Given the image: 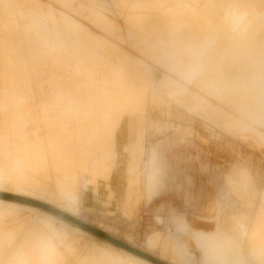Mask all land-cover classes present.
<instances>
[{
    "label": "rangeland",
    "instance_id": "rangeland-1",
    "mask_svg": "<svg viewBox=\"0 0 264 264\" xmlns=\"http://www.w3.org/2000/svg\"><path fill=\"white\" fill-rule=\"evenodd\" d=\"M154 5L156 7H154ZM177 5L181 6L178 7ZM155 15H158V17L162 15V18L159 17L160 20L157 19V16L155 17V20L158 22L160 21L162 23L163 20V27L160 24L162 29V32L159 33L160 36L151 29L150 25L149 28L148 26H145L146 21H149V19L151 20ZM200 33H203L204 35L199 37ZM192 38L197 40L194 41ZM199 38H202L203 40H199ZM15 41H18L17 44ZM243 45L245 46L243 47ZM10 46H14L15 48H10ZM16 46H20L21 49ZM76 47H78V49ZM180 47L183 48L181 52L178 51V48L179 50L181 49ZM195 47H197V49ZM175 48L177 49L175 50ZM194 48L196 51H194ZM223 48L228 49L223 50ZM192 49L195 54H197L194 56H189L188 54L187 56V53L191 52ZM232 49L233 52H231ZM14 50H17L16 53H14ZM200 50L204 51L201 52ZM209 50L212 52L209 53ZM206 51L207 53H204V55L203 52ZM29 52L32 54L30 55ZM215 52H217L216 55ZM23 53L25 54L24 56H22ZM36 54L37 56H35ZM207 54H212L211 57L215 55L214 58L217 56L219 63L216 62L217 58L212 59ZM76 55L79 58L76 57ZM88 55L90 56L88 57ZM82 56H84V59H82ZM182 56H184V58ZM197 56L201 59L203 58L202 60L204 64L202 63V65L206 68L204 69L200 66L201 69H204V71L202 70L203 72L200 71L201 69H198L199 66L197 67L195 61ZM178 57L180 58L178 59ZM192 57L194 60H192ZM242 58H244V60ZM251 59H254V62ZM214 60L216 61L214 62ZM36 61H44L45 65L41 66V62L36 65ZM168 61L171 63L167 64L166 62ZM220 61H224L221 66L219 65L221 64ZM44 62L42 63L44 64ZM66 62H68V64ZM179 62L180 66L177 64ZM27 63L28 65H26ZM172 63L174 65H171ZM195 63L196 65H194ZM213 63H216L215 66ZM22 64L24 67L21 66ZM35 66L38 67V70L40 69L39 67H41V69L35 71L34 68L37 69ZM42 67H44V69H42ZM107 67L108 70H106ZM177 67H180L179 70ZM195 67H197V69H195ZM182 68L183 70L181 71ZM58 70L60 71L59 74H57L59 72ZM47 71L50 72V74H48ZM25 72H27V75H25ZM33 72L34 74L38 72L39 75L37 73V77L36 75L32 76L34 75ZM44 72L45 74H43ZM196 72L197 76L195 77ZM263 72L264 0H0V79H3V81L0 80V131H2L0 132V136H3L0 138H3L2 140H4H0V142L2 141V144H0V163H2V165L0 164V166L7 167V171L5 170L6 172L0 167V201L10 202L17 205L22 204L21 206L26 207L31 206V208L40 211L39 213H29L27 211L24 212L23 210L14 211V209H10L5 212L0 208V250L2 251H0V256L2 255L0 257V264H10V262L11 264H33L34 256L40 257L43 262H48L47 264H54L53 261H49V258H51L50 252H55V250L57 251L58 249H64V251L58 250V253L55 252L60 258L62 264H77L78 262V264H83L85 261H88V259V262L91 261L93 264H138L129 261L127 256L120 250L128 252L150 264H174V262L180 263L182 260L189 264H264ZM205 73L208 77L205 76ZM198 74L205 78L200 77ZM57 75L59 78H57ZM61 75L64 76L63 80ZM25 76L29 77L26 78ZM197 77L200 81L196 80ZM4 78L8 80H5V82ZM202 78L205 79V81L208 79L206 83L209 82V86H207L208 84L206 85ZM12 80L13 82L11 83ZM31 80L35 81L33 82ZM16 81L17 83H15ZM18 81H21L22 83ZM51 82L53 85L56 84L57 86L55 85L54 87ZM199 82L200 84L198 86L194 84H198ZM250 82L253 84H249ZM59 84L67 90L65 88L61 89ZM1 85L3 87L7 86L3 88ZM171 85L174 88H169ZM233 85L236 86L238 90L236 87L234 89ZM175 86L178 88H175ZM11 87H17L20 89L18 90L16 88L17 90L15 89L16 91H13L17 95L12 93L13 89ZM23 87L25 89H23ZM73 87H75V90H73ZM241 88L244 89V91H240ZM246 89H248V93H245ZM21 90H24L25 92ZM230 90L239 100L243 92L246 94L245 99L242 101L244 104L243 109L242 106H234L232 103L228 102L229 106L226 101L222 100L228 93H230ZM254 90L255 92H253ZM36 93H38L39 96L36 95ZM44 93H47V96ZM53 93L57 96L54 95L52 97L51 95H53ZM76 94L79 96L75 97ZM20 95L22 96L20 97ZM34 95L40 98H36ZM68 95L70 96V101ZM7 96L10 97V99L7 98ZM16 96L17 100L20 99V101L16 100L17 102L14 103L16 105H22H17V108L13 103ZM13 97L15 98L14 100ZM64 97H66V99H64ZM2 98H4L6 102ZM94 98L96 100L95 102L93 101ZM31 99H34L35 101H33L35 103H31ZM75 99H77V102L74 101ZM78 99L80 100L79 102ZM64 100L65 102L67 100V102L65 103ZM246 100L247 103H244ZM87 101L92 102L89 104L90 102L88 103ZM258 101L262 102L259 106L255 104ZM93 103H95L94 107L92 106ZM26 104L27 106H25ZM32 104L34 106H32ZM44 104H47L46 107ZM62 104L64 105V108ZM71 104L73 107L70 106ZM66 105H69L71 109ZM247 105H250L249 107L251 108V111L248 110ZM12 106L13 108L15 107L16 110L15 108L13 109ZM23 106L24 108H21ZM59 106L63 108V111ZM77 106H80V109L81 107H84V109L82 108V111L80 109L78 110V108H76ZM67 108H69V110ZM107 109L112 111V113L108 112ZM252 109L254 113L252 112ZM2 110L6 111L5 114ZM17 110L18 112H16ZM19 110L23 113H20ZM45 111L48 113H45ZM67 111H69V113ZM70 111L72 112L70 113ZM14 112L16 113L15 115H13ZM76 112H78L77 114L80 113V117ZM8 113L9 115H6ZM24 113L26 114V118ZM35 113L39 117H37L39 121L35 118ZM39 113L41 114V117L38 115ZM43 113L44 115H48L46 117L43 115V117ZM61 113H63V115ZM93 113L95 114L94 116ZM96 113L100 114V116ZM102 113H104L105 116L107 115L106 119L111 122L107 121L105 118L102 119V116L105 117ZM17 114L19 116H17ZM68 114H70L71 117ZM1 115H3V117ZM10 115L11 117H9ZM59 115L61 119L56 118ZM97 115L98 117H96ZM76 116L79 121L75 120L77 119ZM17 117H19V119H17ZM84 117L87 119L85 120ZM153 117L156 121L159 120L165 124L166 129L162 130L160 133H153L151 128ZM55 118L59 121H55ZM71 118H73V121ZM79 118H82L81 122L83 123L80 122ZM88 118L94 120L89 121ZM41 119H44L45 122L43 120L40 122ZM52 119H54V121ZM95 119L98 123H96L97 121ZM16 120L18 121L17 123ZM33 120L38 122H34ZM13 121H15L14 124L9 123ZM63 121L65 123L68 122L66 124L68 129L65 128V123ZM75 121H77L76 125ZM105 121L107 123H105ZM25 122L27 124H24ZM88 122L92 125V130L95 128L94 132H91ZM101 122L104 123L101 124ZM72 123H74V127L76 126L77 128L81 127V129H84L81 130L78 128L75 130L76 127L74 128ZM18 124H20V126H18ZM115 124L117 126H115ZM23 125L28 128L24 129L23 127V131H26L27 133H21L22 130L17 133L16 130L22 129L21 127ZM86 125L89 126L88 128H90V130L86 128ZM116 127L117 129H115ZM127 128H132L133 132L128 134V145L126 144L123 149H121L117 143V137L120 131L124 132ZM59 129L60 134L58 133ZM4 130L5 132H3ZM13 130H15L16 133L15 131L13 132ZM34 130L36 133H34ZM61 131L63 132L61 133ZM32 132L34 133L33 135H31ZM1 133L4 134L2 135ZM53 133H58L62 141L59 140L60 138L57 134L53 135ZM76 133H81L80 135L78 134L80 137H78ZM82 133L85 135L87 134V136ZM181 133H183L182 142L196 138L205 148H207V150L216 148L220 153V156L216 169L217 178L211 186L213 192L208 195V200L206 205H204L203 210L196 215H186L185 217L179 215L178 217H173L170 215L173 214V212L170 211H165L163 209L157 210L155 207L150 209L145 208L146 203L147 205L151 204L154 196H158L155 194L154 189L148 191V176L152 178L153 174L148 170L147 163L151 153L155 152L156 158L154 161V170L158 174L156 182L157 187H162L163 180L160 169L161 157L157 152V145L154 144L167 141L168 143L165 147L167 155L170 141L172 139L175 140L177 137L178 141H181ZM11 134H16V138L10 136ZM23 134L24 137L21 138L20 136H23ZM63 134L66 135L64 136ZM36 135L38 136L36 137ZM18 136L21 139H25V141L18 138ZM29 138H31L30 141ZM69 138H73L74 141L73 139L71 141ZM12 139L16 141L15 144L13 143L14 145L11 144L14 142ZM9 141H11L9 143L11 146L8 145ZM55 142L59 144L56 145ZM16 144L20 146H29L27 154L30 152L28 155L31 157V159L29 158L31 163L38 164L37 162H39V160L35 161L38 155L33 151V148H37V150H40V154L44 152V155H48L52 160H55L52 161L49 159L50 162L55 163L57 161L56 164H60L59 167L61 168V171L57 174V171L54 172V170H52V174L50 170L48 172L50 176L47 172L40 174V172L34 171L35 175L31 172L33 170L28 171L22 163L15 160L16 154H11L14 152H9V149L11 150L12 148L13 150ZM62 144V149L58 148L59 146H62ZM17 145L15 147H17ZM113 145L114 147H112ZM3 146H5V149L7 147L9 149L7 148L6 151ZM67 148L68 150L71 148V151L66 150ZM46 149H50L51 152ZM56 150H58V153L63 154H61V158L60 154L55 152ZM59 150H62L63 152H59ZM66 151L67 153H65ZM72 151H75V154L74 152L72 153ZM2 153L5 154L3 157ZM64 154L73 155L69 156L71 159L66 155V159L64 158ZM88 154H90L93 159H91ZM6 155H8L7 157L10 160L8 158V161L5 160ZM95 155L96 157H94ZM99 155H101V157H99ZM63 158L66 164L73 161L75 162L77 169L81 168V170L75 169V164L73 163L74 166H72V171H76V174H73L74 177L68 175L66 170H69V168L67 169V166L65 167L66 164H64L65 162L63 161ZM79 159L83 161L81 167H79V165L82 161H79ZM102 161L106 163L105 167L103 165L104 162ZM62 162L64 165H62ZM90 162L97 165H91ZM112 163L115 167L110 166ZM61 166H64L65 168H62ZM8 167L10 168L8 169ZM95 167L97 168L96 170L93 169ZM111 168L114 169L110 171ZM92 171L94 173H92ZM116 171L118 174L120 171V174L124 175L123 180L126 181L125 187L118 188V190L117 187H114L115 185L113 182L115 175H117ZM22 173L24 174L22 175ZM29 173L30 175L28 176ZM90 173L92 175H90ZM26 174L27 176L24 177ZM18 175L21 179L18 178ZM79 178H82L85 182L87 181L91 184L89 183L90 185L88 184L87 186L79 185L77 183ZM93 178L95 179L93 181L95 185H92ZM108 179H110V181ZM39 185L41 187L38 189ZM24 189L25 192L29 191L30 194H35V200L30 201L28 196L22 194L21 192H23ZM110 191H114L115 194L111 196V198H108ZM124 191L125 194L122 195ZM16 192L20 193L17 194ZM41 197L47 202L49 201L51 206L40 203L42 200ZM52 210L81 224H85L107 236L109 235L90 225L99 229L102 228L103 230L107 229L112 231V229H114L113 232L116 230V232L119 233H117V235L121 240L111 236L109 237L125 244L126 247L123 248L111 243L105 238L87 231L76 224V222H72L55 214ZM67 214L71 216L73 215V217L78 219ZM49 216L52 218H49ZM11 220L15 221V223L13 221L11 222ZM82 220L87 223H84ZM19 221H21L20 224L18 223ZM11 223L12 225L9 226ZM127 223H135V233L127 231V225H125ZM14 224L16 226H14ZM18 224L20 225V228L22 226V230L26 231V236L23 233L24 231L19 228ZM215 227L222 229V231H220L222 237L225 233L232 234L233 236L235 235V232L242 233L244 239L241 247L233 243L231 240L221 241V243L204 244L200 237H197L199 240L197 245L196 241L193 240V237L191 238L190 236L192 235L190 233L192 230L213 232L216 229ZM74 228L80 229L84 234L75 231ZM44 229L46 230L43 231ZM20 234L24 237H20ZM39 235L46 238H41ZM30 239L34 240L31 244L33 248H31V252H36V255L31 252L27 253L28 251L25 249L26 247L23 248L24 245L28 244L27 241L30 243ZM46 239L51 241V243ZM127 240L130 241L132 245L127 244ZM21 242L23 245L22 247H20ZM4 244L5 247H2ZM50 244H52L53 248H50ZM14 245H17L16 248ZM21 248L23 249L21 250ZM49 248L50 250H48ZM204 248L208 249L207 253L204 251ZM146 251L152 252L158 257L162 254L165 261L149 255ZM66 252L68 257L66 256ZM260 253L262 257L257 255ZM30 254L32 255V259ZM25 258L27 259L26 261ZM121 258L123 260H121ZM103 259L104 261H102Z\"/></svg>",
    "mask_w": 264,
    "mask_h": 264
},
{
    "label": "bare ground",
    "instance_id": "bare-ground-1",
    "mask_svg": "<svg viewBox=\"0 0 264 264\" xmlns=\"http://www.w3.org/2000/svg\"><path fill=\"white\" fill-rule=\"evenodd\" d=\"M255 1H256V0H255ZM246 4H247V3H246ZM254 4H255V3H254ZM243 5H244V4H243ZM177 6H178V5H177ZM180 6H181V5H180ZM180 6H178V7H180ZM154 7H156V6L154 5ZM151 8H152V7H151ZM176 8H177V7H176ZM156 9H157V8H156ZM183 11H184V10H183ZM156 16H157V19L160 20L159 17H161L162 15H160L159 17H158V15H155L154 17L151 18V20L149 19V21H146V25H145V26H148V28H149V25H150L151 29L154 30L158 36H160L159 33L162 32V29H161V27H160V24H161V25L163 24V20H162V23H161L160 21L158 22L157 20H155V19H156V18H155ZM161 18H162V17H161ZM183 19H184V18H183ZM185 22H186V21H185ZM188 22H189V21H188ZM191 22H192V21H191ZM174 23H175V22H174ZM180 23H181V22H180ZM192 23H193V22H192ZM138 24H139V23H138ZM139 26H140V25H139ZM180 26H181V25H180ZM180 26H179V27H180ZM159 27H160V28H159ZM162 27H163V25H162ZM184 27H185V26H184ZM177 30H178V29H177ZM198 30H199V29H198ZM148 31H149V30H148ZM154 31H153V32H154ZM183 31H184V30H183ZM183 31H182V32H183ZM193 32H195V31H193ZM193 32H192V33H193ZM151 33H152V32H151ZM5 34H6V33H5ZM154 34H155V33H154ZM192 35H193V34H192ZM194 35H195V33H194ZM199 35H200L199 37H201V35L203 36L204 34H203V33H202V34L200 33ZM206 35H207V34H206ZM14 37H15V36H14ZM204 37H205V36H204ZM196 38H198V37H196ZM210 38H211V37H210ZM192 39H194V38H192ZM200 39L203 40L202 38H199V40H200ZM171 40H172V39H171ZM183 40H184V39H183ZM196 40H197V39H196ZM196 40L194 39V41H196ZM168 41H169V40H168ZM191 41H192V40H191ZM262 41H263V40H262ZM262 41H261V42H262ZM15 42H16V44H17L18 41H15ZM198 42H199V41H198ZM209 42H210V41H209ZM201 43H202V41H201ZM211 43H212V42H211ZM211 43H210V44H211ZM240 43H241V42H240ZM4 44H5V43H4ZM9 44H10V43H9ZM18 44H19V43H18ZM21 44H22V42H21ZM26 44H28V43H26ZM198 44H199V43H198ZM208 44H209V43H208ZM234 44H235V43H234ZM75 45H76V44H75ZM206 45H207V44H206ZM215 45H216V41H215ZM222 45H223V44H222ZM21 46H22V45H21ZM180 46H181V45H180ZM244 46H245V45H243V47H244ZM11 47H14V46H10V48H11ZM16 47H17V48H18V47L20 48V46H16ZM72 47H73V46H72ZM177 47H179V46H177ZM201 47H202V44H201ZM234 47H235V45H234ZM240 47H241V46H240ZM14 48H15V47H14ZM74 48H75V47H74ZM76 48L78 49V47H76ZM180 48H181V47H180ZM195 48L197 49V47H195ZM195 48H194V51H196ZM199 48H200V47H199ZM230 48H232V47H230ZM20 49H21V48H20ZM77 49H74V50H77ZM176 49H177V48H175V50H176ZM182 49H183V48H181V49L179 50V48H178V51L181 52ZM189 49H191V48H189ZM215 49H216V48H215ZM224 49H226V48H223V50H224ZM227 49H228V48H227ZM227 49H226V50H227ZM238 49H239V48H238ZM243 49H244V48H243ZM8 50H9V48H8ZM11 50H13V49H11ZM171 50H172V49H171ZM175 50H174V52H175ZM211 50H212V49H211ZM211 50H209L208 52L211 53V52H212ZM216 50H217V49H216ZM226 50H225V51H226ZM245 50H246V49H245ZM14 51H15V50H14ZM16 51H17V50H16ZM16 51H15L14 53H16ZM190 51H191V50H190ZM194 51H193V49H192L191 52H188V53H187V56H188V54H189V56H190V55H193V56L196 55L197 53L195 54ZM200 51H201V50H200ZM202 51H204V50H202ZM202 51H201V52H202ZM225 51H224V52H225ZM238 51H239V50H238ZM213 52H214V51H213ZM219 52H220V51H219ZM224 52H223V53H224ZM231 52H233V49L231 50ZM235 52H237V51H235ZM242 52H243V51H242ZM14 53H13V54H14ZM29 53H30V55L32 54L31 52H29ZM175 53H176V52H175ZM177 53H178V52H177ZM204 53H207V51H206V52H203V54H204ZM216 53H217V52H215V55H216ZM220 53H222V52H220ZM248 53H249V52H248ZM18 54H20V53H18ZM178 54H179V53H178ZM180 54H181V53H180ZM184 54H185V53H184ZM184 54H183V55H184ZM203 54H202V55H203ZM213 54H214V53H213ZM11 55H12V53H11ZM24 55H25V54L23 53L22 56H24ZM30 55H29V56H30ZM173 55H174V54H173ZM175 55H176V54H175ZM185 55H186V54H185ZM185 55H184V56H185ZM204 55H205V54H204ZM207 55H208V54H207ZM211 55H212V54H211ZM211 55H208V56L211 57ZM215 55H213L211 58L213 59ZM217 55H219V54H217ZM221 55H227V54H221ZM228 55H230V54H228ZM9 56H10V55H9ZM16 56H17V54H16ZM16 56H15V57H16ZM35 56H37V54H36ZM42 56H43V55H42ZM48 56H51V55H48ZM79 56H80V55H79ZM84 56H85V55H84ZM84 56H82V57H83L82 59H84ZM89 56H90V55H88V57H89ZM166 56H167V55H166ZM166 56H165V57H166ZM180 56H181V55H180ZM184 56H182V57L184 58ZM199 56H200V55H199ZM219 56H220V55H219ZM245 56H246V55H245ZM247 56H248V55H247ZM20 57H21V56H20ZM27 57H28V56H27ZM30 57H31V56H30ZM46 57H47V56H46ZM76 57H78V56L76 55ZM165 57H164V58H165ZM167 57H168V56H167ZM171 57H172V55H171ZM171 57H170V58H171ZM200 57H201V56H200ZM200 57L197 56L196 59H195V61H196V63H197V67H198V66H199V67L201 66V67L204 68V66L202 65V63L204 64V62H203V60H202L203 58L201 59ZM204 57H205V56H204ZM221 57H222V56H221ZM224 57H225V56H224ZM224 57H223V58H224ZM238 57H239V56H238ZM238 57H237V58H238ZM248 57H249V56H248ZM252 57H253V56H252ZM13 58H14V57H13ZM21 58H22V57H21ZM36 58H37V57H36ZM39 58H40V57H39ZM43 58H44V56H43ZM43 58H42V59H43ZM78 58H79V57H78ZM179 58H180V57H178V59H179ZM185 58H186V57H185ZM192 58H193V57H192ZM215 58H217V56H216ZM215 58H214V59H215ZM219 58H220V57H219ZM230 58H231V57H230ZM240 58H241V57H240ZM16 59H17V58H16ZM23 59H24V57H23ZM23 59H22V61H23ZM28 59H29V58H28ZM37 59H38V58H37ZM46 59H47V58H46ZM46 59H45V60H46ZM189 59H190V58H189ZM212 59H211V60H212ZM233 59H235V58H233ZM233 59H232V60H233ZM242 59L244 60V58H242ZM248 59H250V58H248ZM254 59H255V56H254ZM254 59H253V60H254ZM18 60H19V59H18ZM18 60H17V61H18ZM24 60H25V59H24ZM40 60H41V59H40ZM164 60H165V59H164ZM166 60H168V59H166ZM192 60H194V58H193ZM216 60H217V61H216ZM216 60H214V62H215V61L218 62V58H217ZM219 60H220V59H219ZM238 60H239V58H238ZM251 60H252V59H251ZM253 60H252V61H253ZM22 61H21V63H22ZM26 61H27V60H26ZM32 61H33V59H32ZM37 61H38V60H37ZM37 61H36V62H37ZM169 61H170V59H169ZM169 61L166 62V63H167V64H170L171 62L169 63ZM177 61H178V60H177ZM227 61H229V60H227ZM239 61H240V60H239ZM252 61H251V62H252ZM255 61H256V60H255ZM27 62H28V61H27ZM34 62H35V61H34ZM34 62H33V64H34ZM40 62H41V63H40ZM40 62H37V63H35V64L37 65L38 63H40L41 66H42V65H45V62H44V61H40ZM42 62H44V64H43ZM174 62H175V61H174ZM211 62H212V61H211ZM220 62H221V64H219V65L221 66V65L223 64L224 61H223V62L220 61ZM237 62H238V61H237ZM253 62H254V61H253ZM257 62H258V61H257ZM21 63H20V64H21ZM28 63H29V62H28ZM28 63H27L26 65H28ZM30 63H31V62H30ZM66 63L68 64V62H66ZM135 63H136V62H135ZM196 63H195L194 65H196ZM218 63H219V62H218ZM228 63H229V62H228ZM239 63H240V62H239ZM245 63H246V62H245ZM24 64H25V63H24ZM35 64H34V65H35ZM47 64H48V63H47ZM55 64H56V63H55ZM58 64H60V63H58ZM92 64H93V63H92ZM177 64L179 65L180 62L177 63ZM206 64H208V63H206ZM213 64H214V66H215L216 63H213ZM233 64H234V63H233ZM29 65H30V64H29ZM31 65H32V63H31ZM31 65H30V66H31ZM99 65H100V64H99ZM140 65H141V64H140ZM171 65H174V64L172 63ZM194 65H193V66H194ZM219 65H218V66H219ZM224 65H226V64H224ZM228 65H229V64H228ZM231 65H232V64H231ZM239 65H240V64H239ZM242 65H243V64H242ZM9 66H10V65H9ZM21 66H23V64H22ZM68 66H69V65H68ZM142 66H143V65H142ZM179 66H180V65H179ZM193 66H192V67H193ZM216 66H217V65H216ZM23 67H24V66H23ZM35 67H37V66H35ZM140 67H141V66H140ZM145 67H146V66H145ZM147 67H148V66H147ZM182 67H183V66H182ZM197 67H195V69H197ZM199 67H198V69H201V67H200V68H199ZM224 67H226V66H224ZM251 67H252V66H251ZM39 68L41 69V67H39ZM65 68H66V67H65ZM177 68H178V67H177ZM179 68H180V67H179ZM179 68H178V70H179ZM183 68H184V67H183ZM183 68L181 69V71L183 70ZM226 68H227V67H226ZM226 68H225V69H226ZM256 68H257V67H256ZM260 68H261V67H260ZM40 69H39V70H40ZM42 69H44V67H42ZM84 69H85V68H84ZM142 69H143V68H142ZM175 69H176V68H175ZM204 69H206V68H204ZM204 69H201L200 71L203 72ZM244 69H245V68H244ZM34 70H35V71H36V70L39 71V70H38V67H37V69L34 68ZM68 70H69V67H68ZM88 70H89V69H88ZM106 70H108V67H107ZM169 70H170V69H169ZM202 70H203V71H202ZM210 70H211V69H210ZM256 70H257V69H256ZM4 71H5V70H4ZM27 71H28V70H27ZM42 71H43V70H42ZM42 71H40V72H42ZM44 71H46V70H44ZM58 71H59V70H58ZM58 71H57V72H58ZM61 71H62V70H61ZM85 71H86V70H85ZM109 71H110V68H109ZM176 71H177V70H176ZM188 71H190V70H188ZM236 71H238V70H236ZM47 72H48V71H47ZM57 72H56V73H57ZM62 72H63V71H62ZM66 72H67V71H66ZM69 72H70V71H69ZM86 72H87V71H86ZM88 72H89V71H88ZM90 72H91V71H90ZM143 72H144V70H143ZM186 72H187V71H186ZM239 72H240V71H239ZM28 73H29V71H28ZM37 73H38V72H37ZM37 73H36V74H37ZM59 73H60V71H59L57 74H59ZM64 73H65V71H64ZM71 73H72V72H71ZM95 73H97V72H95ZM109 73H111V72H109ZM193 73H194V71H193ZM193 73H192V75H193ZM228 73H229V72H228ZM246 73H247V72H246ZM263 73H264V72H263ZM18 74H19V73H18ZM29 74H30V73H29ZM31 74H32V73H31ZM33 74H34V72H33ZM36 74H34V75H32V76H35ZM43 74H45V72H44ZM46 74H47V73H46ZM48 74H50V72H48ZM66 74H67V73H66ZM142 74H143V73H142ZM194 74H195V73H194ZM205 74H206V73H205ZM225 74H226V73H225ZM235 74H237V73H235ZM253 74H254V73H253ZM255 74H256V73H255ZM14 75H15V74H14ZM16 75H17V74H16ZM25 75H27V72H25ZM38 75H39V73H38ZM62 75H63V74H62ZM62 75H61V76H62ZM64 75H65V74H64ZM70 75H71V74H70ZM72 75H73V74H72ZM90 75H91V74H90ZM198 75H200V74H198ZM203 75H204V74H203ZM248 75H250V74H248ZM29 76H31V75H29ZM29 76H28V77H29ZM32 76H31V77H32ZM40 76H42V75H40ZM40 76H39V77H40ZM44 76H45V75H44ZM59 76H60V75H59ZM86 76H87V75H86ZM140 76H141V75H140ZM143 76H144V75H143ZM143 76H142V77H143ZM196 76H197V72H196L195 77H196ZM205 76L208 77L207 74H206ZM219 76H220V75H219ZM224 76H225V75H224ZM252 76H253V75H252ZM261 76H262V74H261ZM22 77H24V76H22ZM25 77H26V76H25ZM28 77H26V78H28ZM31 77H30V78H31ZM36 77H37V75H36ZM63 77H64V76H62V80H63ZM72 77H73V76H72ZM87 77H88V76H87ZM192 77H193V76H192ZM198 77H199V76H198ZM198 77H197L196 80H197V81H200L199 78H200V77H204V76L200 75V77H199V78H198ZM263 77H264V75H263ZM0 78H1V77H0ZM2 78H3V77H2ZM6 78H7V77H6ZM30 78H29V79H30ZM32 78H34V77H32ZM57 78H59L58 75H57ZM89 78H90V77H89ZM204 78H205V77H204ZM209 78H210V77H209ZM233 78H234V76H233ZM257 78H259V77H257ZM261 78H262V77H261ZM15 79H16V78H15ZM51 79H52V78H51ZM55 79H56V78H55ZM55 79H54V80H55ZM65 79H66V78H65ZM70 79H71V78H70ZM82 79H83V78H82ZM82 79H81V80H82ZM84 79H85V78H84ZM192 79H195V78H192ZM192 79H191V80H192ZM200 79H201V78H200ZM206 79H207V78H206ZM254 79H255V78H254ZM263 79H264V78H263ZM0 80L3 81V79H0ZM5 80H8V79H5V78H4V81H5ZM9 80H11V79H9ZM56 80H57V79H56ZM60 80H61V79H60ZM71 80H72V79H71ZM79 80H80V79H79ZM202 80L205 81V79H203V78H202ZM231 80H233V79H231ZM31 81H33V80H31ZM31 81H30V82H31ZM34 81H35V80H34ZM34 81H33V82H34ZM36 81H37V79H36ZM49 81H50V80H49ZM51 81H53V80H51ZM58 81H59V79H58ZM58 81H56V82H58ZM64 81H66V80H64ZM133 81H135V80H133ZM193 81H195V80H193ZM206 81H208V79H207ZM206 81H205V83H206ZM5 82H6V81H5ZM5 82H4V83H5ZM12 82H13V80L11 81V83H12ZM18 82L22 83L21 81H18ZM61 82H62V81H61ZM72 82H73V80H72ZM173 82H174V81H173ZM202 82H203V81H202ZM223 82H224V81H223ZM263 82H264V81H263ZM15 83H17V81H16ZM20 83H19V84H20ZM31 83H32V82H31ZM51 83H52V82H51ZM66 83H67V82H66ZM73 83H74V82H73ZM75 83H76V81H75ZM208 83H209V82H208ZM208 83H206V85H207ZM237 83H238V82H237ZM251 83H252V82H250L249 84H251ZM7 84H8V82H7ZM39 84H40V83H39ZM39 84H38V85H39ZM177 84H178V83H177ZM194 84H195L196 86H198V85L200 84V82H199L198 84H196V83H194ZM201 84H202V83H201ZM252 84H253V83H252ZM256 84H257V83H256ZM260 84H262V83H260ZM2 85H3V83H2ZM2 85H1V86H2ZM9 85H10V84H9ZM9 85H8V87H9ZM20 85H21V84H20ZM29 85H30V84H29ZM46 85H47V84H46ZM52 85H53V83H52ZM52 85H51V87H52ZM55 85H56V84H55ZM55 85H53V86L55 87ZM59 85H60V88H61V89H62V88H65V87H61V86H62L61 84H59ZM75 85H76V84H75ZM172 85H173V83H172ZM172 85H171L169 88L173 87ZM202 85H203V84H202ZM202 85H201V87H202ZM247 85H248V84H247ZM254 85H255V83H254ZM258 85H259V84H258ZM6 86H7V85H6ZM6 86H4V87H6ZM14 86H15V85H14ZM44 86H45V85H44ZM47 86H48V85H47ZM56 86H57V85H56ZM73 86H74V85H73ZM76 86H77V85H76ZM144 86H145V85H144ZM207 86H209V84H208ZM226 86H227V85H226ZM233 86H234V85H233ZM2 87H3V86H2ZM4 87H3V88H4ZM25 87H26V86H25ZM38 87H39V86H38ZM68 87H69V86H68ZM71 87H72V86H71ZM176 87H177V86H175V88H176ZM199 87H200V86H199ZM235 87H236V86H234V89H235ZM240 87H241V86H240ZM240 87H238V88H240ZM261 87H262V86H261ZM11 88H12V87H11ZM16 88H17V87H16ZM16 88H12L13 90L11 89V90H12V93H15V92H13V91H16V90L18 89V88H17V89H16ZM56 88H57V87H56ZM60 88H59V90H60ZM77 88H78V87H77ZM127 88H128V86H127ZM173 88H174V87H173ZM177 88H178V87H177ZM180 88H181V87H180ZM180 88H179V89H180ZM243 88H245V87H243ZM246 88H249V87H246ZM250 88H251V87H250ZM254 88H255V86H254ZM15 89H16V90H15ZM23 89H25V88L23 87ZM41 89H42V88H41ZM41 89H40V90H41ZM53 89H54V88H53ZM65 89H66V88H65ZM181 89H182V88H181ZM181 89H180V90H181ZM232 89H233V88H232ZM236 89H237V87H236ZM251 89H252V88H251ZM18 90H20V89H18ZM35 90H36V89H35ZM45 90H46V89H45ZM55 90H56V89H55ZM66 90H67V89H66ZM68 90H69V89H68ZM71 90H72V89H71ZM73 90H75V87H73ZM77 90H78V89H77ZM171 90H174V89H171ZM175 90H176V89H175ZM177 90H178V89H177ZM237 90H238V89H237ZM241 90L244 91V89H242V88L240 89V91H241ZM247 90H248V89H246V92H245V93H248ZM249 90H250V89H249ZM252 90H253V89H252ZM21 91L25 92L24 90H21ZM27 91H28V90H27ZM38 91H39V90H38ZM38 91H37V92H38ZM41 91H42V90H41ZM61 91H62V90H61ZM18 92H19V91H18ZM29 92H30V91H29ZM35 92H36V91H35ZM35 92H34V94H35ZM39 92H40V91H39ZM46 92H47V91H46ZM54 92H56V91H54ZM70 92H72V91H70ZM232 92H233V91H232ZM234 92H235V91H234ZM250 92H251V91H250ZM253 92H255V90H254ZM27 93H28V92H27ZM40 93H41V92H40ZM40 93H39V94H40ZM49 93H50V92H49ZM56 93H57V92H56ZM61 93H62V92H61ZM72 93H73V92H72ZM72 93H71V94H72ZM214 93H215V92H214ZM245 93L243 92L242 95H241V93H240L241 98H240V100H239V99L236 98V95H234V93H233V94L231 93V90H230V93H228L226 97L223 96V97H225V98L222 97V98H223L222 100L226 101L227 104H228V102H230V103H232L234 106H239V107L242 106V109H243V108H244V104L242 103V101H243V100L245 99V97H246V94H245ZM261 93H262V92H261ZM263 93H264V92H263ZM10 94H11V93H10ZM15 94H16V93H15ZM19 94H21V93H19ZM44 94L46 95L47 93H44ZM58 94H59V93H58ZM65 94H66V93H65ZM65 94H64V95H65ZM78 94H79V93H78ZM169 94H170V93H169ZM217 94H218V92H217ZM230 94H231V95H230ZM252 94H253V93H252ZM255 94H256V93H255ZM2 95H3V94H2ZM4 95H5V94H4ZM16 95H17V94H16ZM31 95H32V94H31ZM36 95H38V93H36ZM49 95H51V94H49ZM54 95H55V94L53 93V95H51V96L53 97ZM66 95H67V94H66ZM69 95H70V94H69ZM69 95H68V96H69ZM228 95H229V96H228ZM253 95H254V94H253ZM11 96H12V94H11ZM13 96H14V95H13ZM21 96H22V95H20V97H21ZM32 96H33V95H32ZM34 96H35V95H34ZM38 96H39V95H38ZM38 96H37V97H38ZM42 96H43V95H42ZM46 96H47V95H46ZM55 96H57V95H55ZM60 96H61V95H60ZM68 96H66V97H68ZM70 96H71V95H70ZM70 96H69V101H70ZM73 96H74V95H73ZM78 96H79V95H78ZM78 96H77V94H76L75 97H78ZM90 96H91V95H90ZM174 96H175V95H174ZM218 96H219V95H218ZM263 96H264V95H263ZM35 97H36V96H35ZM37 97H36V98H37ZM49 97H50V96H49ZM58 97H59V96H58ZM66 97H64V99H66ZM239 97H240V96H239ZM239 97H238V98H239ZM250 97H251V96H250ZM253 97H254V96H253ZM256 97H257V96H256ZM4 98H5V97H4ZM4 98H2V99H4ZM7 98L10 99V97H8V96H7ZM23 98H25V97H23ZM26 98H27V97H26ZM31 98H32V97H31ZM38 98H40V97H38ZM42 98H43V97H42ZM47 98H48V97H47ZM73 98H74V97H73ZM81 98H82V97H81ZM98 98H99V97H98ZM263 98H264V97H263ZM14 99H15V98L13 97V100H14ZM49 99H50V98H49ZM53 99H54V98H53ZM61 99H62V97H61ZM79 99H80V98H79ZM79 99H78V102L80 101ZM96 99H97V98H96ZM4 100H5V99H4ZM7 100H8V99H7ZM16 100H17V96H16L15 101H13V103H14V102H17V101H20V99L17 100V101H16ZM25 100H26V99H25ZM31 100H32V99H31ZM33 100H34V99H33ZM33 100H32L31 103H35V102H34L35 100H34V101H33ZM58 100H59V98H58ZM58 100H57V101H58ZM62 100H63V99H62ZM62 100H61V101H62ZM67 100H68V98H67ZM67 100H66V102H67ZM76 100H77V99H75L74 101L77 102ZM99 100H100V98H99ZM258 100H259V99H258ZM29 101H30V100H29ZM61 101H60V102H61ZM69 101H68V103H69ZM71 101H72V98H71ZM85 101H86V100H85ZM93 101H94V102L96 101L95 98H94ZM251 101H252V100H251ZM256 101H257V100H256ZM5 102H6V100H5ZM8 102H9V101H8ZM62 102H63V101H62ZM64 102H65V100H64ZM66 102H65V103H66ZM87 102H88V101H87ZM89 102H90V101H89ZM89 102H88V103H89ZM91 102H92V101H91ZM91 102H90L89 104H91ZM98 102H100V101H98ZM222 102H223V101H222ZM226 102H225V103H226ZM19 103H20V102H19ZM36 103H37V102H36ZM43 103H44V102H43ZM55 103H56V102H55ZM58 103H59V102H58ZM83 103H84V102H83ZM244 103H247V100H246V102H244ZM0 104H1V103H0ZM11 104H12V102H11ZM14 104H15V103H14ZM14 104H13V106H14ZM27 104H28V102H27ZM27 104H26L25 106H27ZM59 104H60V103H59ZM74 104H75V103H74ZM74 104H73V105H74ZM77 104H79V103H77ZM94 104H95V103H93V105H92L93 107L95 106ZM232 104H231V105H232ZM248 104H249V103H248ZM250 104H251V103H250ZM255 104H257V105L259 106V105L262 104V102L258 101V102H256ZM15 105H16V104H15ZM17 105L20 106L21 104H20V105L17 104ZM17 105H16V108H17ZM35 105H36V104H35ZM37 105H38V103H37ZM39 105H40V104H39ZM44 105H45V104H44ZM44 105H43V106H44ZM46 105H47V104H46ZM46 105H45V107H46ZM62 105H63V104H62ZM75 105H76V104H75ZM80 105H81V104H80ZM97 105H99V104H97ZM228 105H229V104H228ZM233 105H232V106H233ZM252 105H253V104H252ZM8 106H11V105H8ZM13 106H12V108H13ZM21 106H22V105H21ZM28 106H29V105H28ZM32 106H34V105L32 104ZM60 106H61V105H60ZM60 106H59V107H60ZM66 106H69V105H66ZM66 106H65V108H66ZM70 106L73 107L72 104H71ZM70 106H69V107H70ZM229 106H230V105H229ZM245 106H246V105H245ZM247 106H248V105H247ZM249 106H250V105H249ZM249 106L247 107L248 110L251 109ZM254 106H255V105H254ZM30 107H31V106H30ZM37 107H38V106H37ZM53 107H54V106H53ZM71 107H70V109H71ZM74 107H75V106H74ZM79 107H80V106H77L76 108H78V110H79V109H80ZM96 107H97V106H96ZM14 108H15V107H14ZM14 108H13V109H14ZM16 108H15V110H16ZM21 108H24V106L21 107ZM25 108H26V107H25ZM54 108H55V107H54ZM60 108H61V107H60ZM63 108H64V105H63ZM63 108H61L62 111H63ZM82 108L84 109V107H81V109H82ZM237 108H238V107H237ZM257 108H258V107H257ZM6 109H8V108H6ZM26 109H27V108H26ZM38 109H39V108H38ZM58 109H59V108H58ZM67 109L69 110V108H67ZM74 109H75V108H74ZM81 109H80V110H81ZM85 109H88V108H85ZM97 109H98V108H97ZM188 109H189V108H188ZM235 109H236V108H235ZM240 109H241V108H240ZM240 109H239V111H240ZM242 109H241V111H242ZM260 109H261V108H260ZM11 110H12V109H11ZM23 110H24V109H23ZM27 110H28V109H27ZM41 110H42V108H41ZM55 110H56V109H55ZM90 110H91V109H90ZM92 110H93V108H92ZM94 110H95V109H94ZM101 110H102V109H101ZM103 110H104V109H103ZM107 110H108V109H107ZM107 110H105V111H107ZM190 110H191V109H190ZM2 111H4L3 113L5 114L6 111H5V110H2ZM19 111H20V110H19ZM24 111H25V110H24ZM39 111H40V110H39ZM59 111H60V110H59ZM64 111H65V110H64ZM76 111H77V110H76ZM81 111H82V110H81ZM250 111H251V110H250ZM0 112H1V111H0ZM7 112H8V110H7ZM10 112H12V111H10ZM10 112H9V113H10ZM16 112H18V110H17ZM33 112H34V110H33ZM43 112H44V111H43ZM46 112H47V111H45V113H46ZM50 112H51V111H50ZM52 112H53V111H52ZM67 112L69 113V111H67ZM67 112H65V113H67ZM71 112H72V111H70V113H71ZM83 112H84V111H83ZM83 112H82V113H83ZM102 112H103V111H102ZM108 112H111V113H112V111H109V110H108ZM245 112H246V111H245ZM252 112H253V109H252ZM9 113L6 114V115H9ZM20 113H23V112L20 111ZM20 113H19V115H20ZM25 113H26V112H25ZM25 113H24V114H25ZM37 113H38V112H37ZM40 113H41V112H40ZM40 113H39L38 115H40V117H41V114H40ZM47 113H48V112H47ZM57 113H58V112H57ZM59 113H60V112H59ZM77 113H78V112H76V114H77ZM82 113H81V114H82ZM238 113H239V112H238ZM240 113H242V112H240ZM243 113H244V112H243ZM253 113H254V112H253ZM255 113H256V112H255ZM4 114H3V115H4ZM15 114H16V113L14 112L13 115H15ZM61 114L63 115V113H61ZM61 114H60V115H61ZM79 114H80V113H79ZM79 114H77V115H79ZM96 114H98V113H96ZM102 114L104 115V113H102ZM102 114H101V115H102ZM248 114H249V113H248ZM3 115H1V116L3 117ZM13 115H12V116H13ZM19 115L17 114V116H19ZM31 115H32V114H31ZM35 115H36L35 118H37L38 116H37L36 113H35ZM43 115H44V113L42 114V116H43ZM47 115H48V114H47ZM47 115H44V116L46 117ZM55 115H57V114H55ZM60 115L57 116L56 118H57V119H58V118L61 119ZM64 115H66V114H64ZM68 115L71 117L70 114H68ZM87 115H88V114H87ZM87 115H86V116H87ZM89 115H91V114H89ZM94 115H95V114L93 113V116H94ZM98 115L100 116V114H98ZM98 115H97L96 117H98ZM255 115H256V114H255ZM255 115H253V116H255ZM29 116H30V114H29ZM44 116H43V117H44ZM72 116H73V114H72ZM82 116H83V115H82ZM104 116H105V115H104ZM106 116H107V115H106ZM106 116H105V117L102 116V119H103V118L106 119ZM9 117H11V115H10ZM9 117H8V119H9ZM20 117H21V116H20ZM31 117H32V116H31ZM33 117H34V116H33ZM43 117H42V118H43ZM65 117H66V116H65ZM70 117H69V118H70ZM76 117H77V116H76ZM79 117H80V115H79ZM250 117H251V116H250ZM15 118H16V117H15ZM21 118H22V117H21ZM23 118H24V117H23ZM25 118H26V114H25ZM27 118H28V117H27ZM29 118H30V117H29ZM38 118H39V117H38ZM38 118H37V119H38ZM56 118H55V121H57ZM89 118H90V117H89ZM89 118H88V119H89ZM93 118H95V117H93ZM253 118H254V117H253ZM256 118H257V117H256ZM258 118H259V117H258ZM8 119H7V121H8ZM17 119H19V117H17ZM65 119H66V118H65ZM71 119H72V121H73V118H71ZM79 119H80V118H79ZM81 119H82V118H81ZM81 119H80V122H81ZM84 119H85V117H84ZM86 119H87V118H86ZM86 119H85V120H86ZM102 119H101V120H102ZM260 119H261V118H260ZM0 120H1V119H0ZM2 120H3V118H2ZM20 120H21V119H20ZM20 120H19V121H20ZM30 120H32V119H30ZM35 120H36V119H35ZM35 120H33V121H34V122H38V121H39V119H38V121H35ZM42 120L44 121V119H41L40 122H41ZM50 120H51V119H50ZM52 120L54 121V119H52ZM67 120H68V118H67ZM75 120H78V117H77V119H75ZM93 120H94V119H91V120L89 119V121H93ZM95 120H96V119H95ZM98 120H99V118H98ZM106 120H107V119H106ZM257 120H258V119H257ZM22 121H23V120H22ZM25 121H27V120H25ZM53 121H52V122H53ZM58 121H59V120H58ZM58 121H57V122H58ZM72 121H71V122H72ZM78 121H79V120H78ZM87 121H88V120H87ZM96 121H97V120H96ZM107 121L111 122L110 120H107ZM260 121H261V120H260ZM4 122H5V121H4ZM4 122H3V124H4ZM14 122H15V121H13V122H9V123H13V124H14ZM17 122H18V121L16 120V123H17ZM44 122H45V121H44ZM44 122H43V123H44ZM63 122H64V121H63ZM66 122H67V121H66ZM71 122H70V123H71ZM75 122H76V123H75V125H76V124H77V121H75ZM84 122H85V121H84ZM94 122H95V121H94ZM94 122H93V123H94ZM99 122H100V121H99ZM1 123H2V122H1ZM20 123H21V121H20ZM31 123H32V122H31ZM64 123H65V122H64ZM67 123H68V122H67ZM67 123H65V128H67V127H66V124H67ZM81 123H83V122H81ZM81 123H80V124H81ZM88 123H89V122H88ZM88 123H87V124H88ZM91 123H92V122H91ZM96 123H98V121H97ZM96 123H95V124H96ZM102 123H104V122H101V124H102ZM105 123H107V122L105 121ZM259 123H260V122H259ZM21 124H22V123H21ZM24 124H27V123L25 122ZM39 124H40V123H39ZM58 124H59V123H58ZM73 124H74V123H72V125H73ZM119 124H120V123H119ZM119 124H118V125H119ZM10 125H11V124H10ZM10 125H9V126H10ZM42 125H43V124H42ZM42 125H41V127H42ZM44 125H45V123H44ZM55 125H56V124H55ZM62 125H63V124H62ZM70 125H71V124H70ZM78 125H79V124H78ZM4 126H5V125H4ZM13 126H14V125H13ZM18 126H20V124H18ZM18 126H17V128H18ZM28 126H29V125H28ZM28 126H27V127H28ZM36 126H37V123H36ZM46 126H47V125H46ZM48 126H49V125H48ZM60 126H61V125H60ZM79 126H80V125H79ZM84 126H85V123H84ZM86 126H87V125H86ZM89 126H90V128H91L92 125H90V123H89ZM89 126H87L86 128H88ZM105 126H106V125H105ZM115 126H117V125L115 124ZM115 126H114V127H115ZM1 127H2V126H1ZM5 127H6V126H5ZM23 127H24V125L21 127L22 129H20V130L17 129V130H16L17 133H19L18 131H21V130H22L21 133H24V132L27 133L26 131H23ZM29 127H30V126H29ZM32 127H33V124H32ZM41 127H40V128H41ZM50 127H51V126H50ZM55 127H56V126H55ZM63 127H64V125H63ZM63 127H62V128H63ZM70 127H71V126H70ZM70 127H69V128H70ZM73 127H74V125H73ZM75 127H76V126H75ZM75 127H74V128H75ZM6 128H7V127H6ZM37 128H39V127H37ZM47 128H48V127H47ZM78 128H79V127H78ZM78 128L76 127L75 130L78 129ZM82 128H83V127H82ZM90 128H88V129L90 130ZM118 128H119V127H118ZM1 129H2V128H1ZM3 129H4V128H3ZM8 129H9V128H8ZM8 129H7V130H8ZM24 129H28V128L24 127ZM43 129H44V128H43ZM43 129H42V130H43ZM45 129H46V128H45ZM50 129H51V128H50ZM50 129H49V130H50ZM57 129H58V128H57ZM67 129H68V128H67ZM67 129H66V130H67ZM79 129H81V127H80ZM83 129H84V128H83ZM83 129H81V130H83ZM115 129H117V127H116ZM7 130H6V131H7ZM11 130H12V129H11ZM11 130H10V131H11ZM52 130H53V129H52ZM61 130H62V129H61ZM71 130H72V129H71ZM8 131H9V130H8ZM14 131H15V130H13V132H14ZM16 131H15V133H16ZM45 131H46V130H45ZM55 131H56V130H55ZM73 131H74V129H73ZM94 131H95V128H94V130H92V128H91V132H94ZM99 131H100V129H99ZM126 131H127V134H131V133L133 132V129H132V128H127ZM0 132H2V131H0ZM3 132H5V130H4ZM43 132H44V131H43ZM46 132H47V131H46ZM46 132H45V133H46ZM48 132H49V131H48ZM50 132H51V131H50ZM62 132H63V131H61V133H62ZM76 132H77V131H76ZM89 132H90V131H89ZM91 132H90V133H91ZM113 132H114V128H113ZM10 133H12V132H10ZM25 133H24V134H25ZM28 133H29V130H28ZM34 133H36L35 130H34ZM34 133L32 132L31 135H33ZM58 133L60 134V129L58 130ZM58 133H55V134L53 133V135H56V134H57V136L59 137L60 135H59ZM66 133H67V131H66ZM68 133H70V132H68ZM1 134L3 135L4 133H1ZM8 134H9V133H8ZM8 134H7V135H8ZM24 134H23V136H20V137L23 138V137H24ZM39 134H40V133H39ZM41 134H42V133H41ZM47 134H48V133H47ZM73 134H74V133H73ZM76 134L78 135L79 133H76ZM80 134H81V133H80ZM80 134H79V135H80ZM82 134H84V133H82ZM87 134H88V132H87ZM87 134H86V135L84 134V135L87 136ZM108 134H109V133H108ZM5 135H6V134H5ZM17 135H19V134H17ZM27 135H28V134H27ZM42 135H43V134H42ZM51 135H52V134H51ZM63 135H64V134H63ZM65 135H66V134H65ZM65 135H64V136H65ZM67 135H68V134H67ZM71 135H72V134H71ZM79 135H78V137H80ZM94 135H95V133H94ZM114 135H115V134H114ZM8 136H9V135H8ZM10 136L15 137L16 134H15V135H12V134H11ZM25 136H26V135H25ZM29 136H30V135H29ZM37 136H38V135H36V137H37ZM44 136H45V134H44ZM48 136H50V135H48ZM61 136H62V135H61ZM64 136H63V137H64ZM74 136H75V135H74ZM81 136H83V135H81ZM95 136H96V135H95ZM0 137H3V136H0ZM4 137H5V136H4ZM20 137L18 136V138H20ZM36 137H35V138H36ZM40 137H41V136H40ZM45 137H46V136H45ZM45 137H44V138H45ZM51 137H52V136H51ZM70 137H71V136H70ZM75 137H77V136H75ZM78 137H77V138H78ZM113 137H114V136H113ZM15 138H16V137H15ZM21 138H20V139H21ZM25 138H28V137H25ZM32 138H34V137H32ZM42 138H43V136H42ZM49 138H50V137H49ZM59 138H60V137H59ZM77 138H76V139H77ZM93 138H94V137H93ZM108 138H109V137H108ZM108 138H107V139H108ZM2 139H3V138H2ZM2 139L0 138V140H2ZM10 139H11V137H10ZM10 139H9V140H10ZM30 139H31V138H29V141H30ZM46 139H47V137H46ZM46 139H45V140H46ZM66 139H67V138H66ZM69 139H71V138H69ZM72 139H73V138H72ZM72 139H71V141H72ZM81 139H82V138H81ZM96 139H97V138H96ZM7 140H8V139H7ZM12 140H14V139H12ZM12 140H11V141H12ZM17 140H18V139H17ZM21 140H24V141H25V139H21ZM27 140H28V139H27ZM35 140H37V139H35ZM48 140H49V139H48ZM50 140H51V139H50ZM53 140H54V139H53ZM59 140L62 141L61 138H60ZM59 140H57V141H59ZM64 140H65V139H64ZM90 140H91V139H90ZM113 140H114V139H113ZM2 141H4V140H2ZM2 141H1V142H2ZM11 141L8 142V145H9V146H11V144H13V143L15 144V142H16V141L14 140V142H12L11 144H9ZM33 141H34V140H33ZM42 141H43V140H42ZM54 141H55V140H54ZM54 141H53V143H54ZM69 141H70V140H69ZM69 141H68V143H69ZM73 141H74V139H73ZM98 141H99V140H98ZM105 141H106V140H105ZM1 142H0V144H2ZM6 142H7V141H6ZM49 142H51V141H49ZM49 142H48V144H49ZM76 142H77V141H76ZM76 142H75V144H76ZM115 142H116V141H115ZM17 143H18V141H17ZM27 143H28V142H27ZM34 143H35V142H34ZM34 143H33V144H34ZM41 143H42V142H41ZM43 143H44V141H43ZM61 143H62V142H61ZM70 143H72V142H70ZM79 143H80V141H79ZM4 144H5V143H4ZM14 144H13V145H14ZM20 144H21V143H20ZM22 144H23V143H22ZM36 144H37V142H36ZM45 144H46V143H45ZM55 144L57 145V144H59V143H56V142H55ZM113 144H114V143H113ZM5 145H7V144H5ZM8 145H7V146H8ZM16 145H17V144H16ZM16 145H15V146H16ZM24 145H25V144H24ZM38 145H39V142H38ZM56 145H55V147H56ZM80 145H81V144H80ZM88 145H89V144H88ZM97 145H98V144H97ZM114 145H115V144H114ZM114 145H113L112 147H114ZM127 145H128V144H127ZM9 146H8V147H9ZM15 146H14V149H13V150H12V148H11L12 151L9 149L10 147H9V148L7 147V148L9 149V152H14V153H11V154H16L15 160H16L17 162L22 163V164L26 167V169H27L28 171L33 170V171H31V172L34 173V174H35L34 171L40 172V174H41V173L44 174V173H46V172L48 173L50 170H51V172H52V170H54V172L57 171V174L61 171V170H60L61 168L59 167L60 164H59V165L56 164L57 161H56L55 163L50 162L49 159H50V160H52V159H51L48 155H44V154H43L44 152H43L42 154H40V150H39V149L37 150V148H36V149L33 148L34 153H36V154L38 155V156H37V159H35V158H34V159H35V161L39 160V162H37L38 164H36V163L33 164V163H31V161H30L31 157L28 155L30 152L27 154V151H28V147H29V146H28V147H27V146H20V145H17V147H15ZM33 146H34V145H33ZM42 146H43V144H42ZM44 146H45V145H44ZM48 146H49V145H48ZM66 146H67V144H66ZM72 146H73V145H72ZM72 146H71V147H72ZM141 146H142V145H141ZM4 147H5V146H3V148H4ZM38 147H40V146H38ZM46 147H47V145H46ZM55 147H54V149H55ZM62 147H63V144H62V146H59L58 148H61V149H62ZM73 147H74V146H73ZM97 147H98V146H97ZM1 148H2V146H1ZM7 148H6V149H7ZM44 148H45V147H44ZM64 148H65V147H64ZM6 149L4 148V150H6ZM31 149H32V148H31ZM31 149H30V151H31ZM70 149H71V148H69V150H70ZM77 149H78V148H77ZM77 149H76V150H77ZM124 149H125V148H124ZM46 150H49V152H51L50 149H46ZM66 150H68V148H67ZM69 150H68V151H69ZM113 150H115V149H113ZM0 151H1V150H0ZM6 151H7V150H6ZM44 151H45V150H44ZM57 151H58V150H56L55 152H57ZM61 151H62V150H61ZM61 151L59 150V152H61ZM70 151H71V150H70ZM82 151H83V150H82ZM87 151H88V150H87ZM9 152H8V153H9ZM46 152H47V151H46ZM49 152H48V153H49ZM62 152H63V151H62ZM73 152H74V154H75V151H72V153H73ZM124 152H125V150H124ZM3 153H5V152H3ZM3 153H2V157H3V155H5V154H3ZM31 153H32V152H31ZM52 153H53V152H52ZM57 153H58V152H57ZM65 153H67V151H66ZM77 153H78V152H77ZM93 153H94V152H93ZM11 154H10V156H11ZM36 154H35V155H36ZM50 154H51V153H50ZM50 154H49V155H50ZM58 154H60V158H61V154H62V153H58ZM69 154H70V152H69ZM85 154H86V153H85ZM91 154H92V152H91ZM113 154H114V152H113ZM115 154H116V152H115ZM8 155H9V154H8ZM8 155H6V159H5V160H7V158H8L7 156H8ZM31 155H32V154H31ZM54 155H55V153H54ZM62 155H63V154H62ZM64 155H65V154H64ZM66 155L68 156V158L71 159V157H69V156H71V155H73V154H71V155L66 154ZM66 155H65L64 158H66ZM88 155H90V154H88ZM93 155H94V154H93ZM96 155H97V154H96ZM96 155H95L94 157H96ZM13 156H14V155H13ZM51 156H52V155H51ZM55 156H56V155H55ZM86 156H87V155H86ZM116 156H117V155H116ZM116 156H115V157H116ZM0 157H1V155H0ZM33 157H34V156H33ZM33 157H32V158H33ZM48 157H49V158H48ZM57 157H59V156H57ZM62 157H63V156H62ZM87 157H88V156H87ZM90 157H91V159H93L91 155H90ZM99 157H101V155H99ZM113 157H114V155H113ZM11 158H12V157H11ZM29 158H30V159H29ZM53 158H54V156H53ZM64 158H63V161L65 162ZM102 158H103V157H102ZM155 158H156V156H155V152H152L151 155H150V157H149L148 163H147V168H148V170L151 171L152 174H153V177H152V178H151L150 176H148V186H149L148 191H150V190H152V189L155 190L156 187H157V182H156V181H157V178H158V174H157V172L154 170V169H155V166H154ZM0 159H1V158H0ZM8 159H9V158H8ZM66 159H67V158H66ZM100 159H101V158H100ZM2 160H4V159H2ZM9 160H10V159H9ZM76 160H77V159H76ZM101 160H102V159H101ZM7 161H8V160H7ZM7 161H6V162H7ZM45 161H46V162H45ZM52 161H55V160H52ZM77 161H78V160H77ZM79 161H82V160L79 159ZM88 161H89V160H88ZM97 161H98V160H97ZM104 161H105V160H104ZM104 161H102V162H104ZM10 162H11V161H10ZM12 162H13V161H12ZM58 162H59V160H58ZM84 162H85V161H84ZM93 162H94V160H93ZM95 162H96V161H95ZM105 162H106V161H105ZM105 162L103 163L104 167H105V165H106ZM3 163H4V162H3ZM73 163L75 164V162H73V161L68 162V164H66V162L64 163V164H66L65 167L67 166V169L69 168V170H66V169H65V170L68 172V175H70V176H73V174H76V173H75L76 171H75V172L72 171V166H74ZM76 163H77V162H76ZM81 163H83V161L80 162L79 167H81ZM90 163H91V162H90ZM96 163H97V162H96ZM0 164L2 165V163H0ZM64 164H63V162H62V165H64ZM94 164H95V163H94ZM94 164L91 163V165H94ZM97 164H98V163H97ZM97 164H95V165H97ZM116 164H117V163H116ZM95 165H94V166H95ZM21 166H22V165H21ZM88 166H89V165H88ZM110 166L112 167V166H113V163H112ZM0 167H1L2 169H4V171H5V170L7 171V167H6V168H5L4 166H0ZM61 167H62V166H61ZM65 167L63 166L62 168H65ZM82 167H83V166H82ZM84 167H85V166H84ZM92 167H93V166H92ZM113 167H115V166H113ZM1 168H0V169H1ZM9 168H10V167H8V169H9ZM106 168H107V167H106ZM75 169H77V168H76V164H75ZM79 169L81 170V168H78L77 170H79ZM82 169H83V168H82ZM85 169H86V168H85ZM93 169L96 170L97 168L95 167V168H93ZM112 169H114V168H111L110 171H112ZM10 170H11V169H10ZM73 170H74V168H73ZM2 171H3V170H2ZM6 171H5V172H6ZM8 171H9V170H8ZM82 171H85V170H82ZM82 171H81V172H82ZM9 172H10V171H9ZM26 172H27V171H26ZM31 172H30V173H31ZM51 172H50V173H51ZM63 172H64V170H63ZM67 172H66V173H67ZM24 173H25V172H24ZM24 173H22V175H23ZM27 173H28V172H27ZM30 173L28 174V176L30 175ZM32 173H31V174H32ZM61 173H62V172H61ZM61 173H60V174H61ZM66 173H65V174H66ZM84 173H87V172H84ZM92 173H94V172L92 171ZM116 173H117V171H116ZM4 174H5V173H4ZM52 174H53V172H52ZM65 174H64V175H65ZM0 175H1V174H0ZM6 175H7V174H6ZM12 175H13V174H12ZM16 175H17V174H16ZM35 175H36V174H35ZM48 175H49V173H48ZM90 175H92V174L90 173ZM109 175H110V174H109ZM109 175H108V176H109ZM20 176H21V175H20ZM26 176H27V174H26L24 177H26ZM38 176H39V174H38ZM45 176H46V175H45ZM49 176H50V175H49ZM61 176H62V175H61ZM88 176H89V174H88ZM22 177H23V176H22ZM73 177H74V176H73ZM100 177H101V175H100ZM100 177H99V180H100ZM109 177H110V176H109ZM18 178H20L19 175H18ZM42 178H44V177H42ZM88 178H89V177H88ZM107 178H108V177H107ZM20 179H21V178H20ZM29 179H30V178H29ZM31 179H32V178H31ZM33 179H34V177H33ZM45 179H46V178H45ZM27 180H28V179H27ZM94 180H95V179L93 178V179H92V183H93ZM108 180L110 181V179H108ZM141 180H142V179H141ZM19 181H20V180H19ZM25 181H26V180H25ZM34 181H35V179H34ZM88 181H89V179H88ZM90 181H91V179H90ZM105 181H106V180H105ZM107 182H108V181H107ZM127 182H128V181H127ZM36 183H37V182H36ZM77 183H78L79 185H85V186H87L90 182H89V183H88L87 181L85 182L82 178H79V179L77 180ZM31 184H32V183H31ZM34 184H35V182H34ZM90 184H91V183H90ZM90 184H89V185H90ZM19 185H20V184H19ZM36 185H38V184H36ZM92 185H95V184L93 183ZM98 185H99V183H98ZM100 185H101V184H100ZM33 186H34V185H33ZM33 186H31V187H33ZM21 187H22V185H21ZM35 187H36V186H35ZM35 187H34V188H35ZM39 187H41V186L39 185V186H38V189H39ZM22 189H23V188H22ZM22 189H21V190H22ZM43 189H44V188H43ZM26 190H27V189H26ZM29 190H30V189H29ZM45 190H46V189H45ZM26 192H27V193H26ZM26 192H25V189H24V191L21 192V193L24 194L25 196H28L29 199H30V201H31V200H32V201L35 200V194H34V195H33V194H30L29 191H26ZM39 192H40V191H39ZM16 193L18 194V193H20V192H16ZM42 193H43V192H42ZM93 193H94V192H93ZM149 193H150V192H149ZM51 194H52V193H51ZM114 194H115L114 191H110L109 194H108V198H111V196H113ZM12 195H13V194H12ZM14 195H15V194H14ZM52 195H53V194H52ZM151 195H152V194H151ZM15 196H16V195H15ZM18 196H19V195H18ZM42 196H43V195H42ZM45 196H46V195H45ZM151 197H152V196H151ZM29 199H27V200H29ZM41 199H42V200L40 201V203H43V204H46V205L51 206V205L49 204V201L47 202L43 197H41ZM116 199H117V198H116ZM36 202H37V201H36ZM117 202H118V201H117ZM21 205H22V204H21ZM21 205L12 204V203H10V202H1V201H0V208H1L2 210H4L5 212H6L7 210H10V209H14V211H15V210H16V211L23 210L24 212L27 211V212H29V213H39V212H40V211H38V210L35 209V208H31V206H30V207H26V206H21ZM52 207H53V206H52ZM57 208H58V206H57ZM12 211H13V210H12ZM21 212H22V211H21ZM27 212H26V213H27ZM15 213H16V212H15ZM27 214H28V213H27ZM35 215H36V214H35ZM67 215H69V214H67ZM38 216H39V215H38ZM69 216H71V215H69ZM50 217H51V216H49V218H50ZM71 217H73V215H72ZM47 218H48V216H47ZM51 218H52V217H51ZM73 218H76V217H73ZM250 218H251V217H250ZM54 219H55V218H54ZM76 219H78V218H76ZM15 220H16V219H15ZM25 220H26V219H25ZM48 220H49V219H48ZM51 220H52V219H51ZM8 221H9V220H8ZM12 221H13V220H11V222H12ZM82 221H83V220H82ZM13 222L15 223V221H13ZM16 222H17V220H16ZM20 222H21V221H19L18 223L20 224ZM83 222H84V223H87V222H85V221H83ZM65 223H66V222H65ZM19 224H18V225H19ZM25 224H26V223H25ZM45 224H47V223H45ZM67 224H69V223H67ZM67 224H66V225H67ZM10 225H12V223L9 224V226H10ZM18 225H17V227H18ZM22 225H23V224H22ZM89 225H90V224H89ZM14 226H16V225L14 224ZM26 226H27V225H26ZM32 226H33V225H32ZM42 226H43V225H42ZM46 226H47V225H46ZM67 226H68V225H67ZM70 226H71V225H70ZM90 226H92V227H94V228H96V229H98V230H100V231H102V232L108 234L109 236H111V237H113V238L120 239V237L117 235L118 232H116V230H115V232H113L114 229H112V231H109V230H107V229H106V230H105V229L103 230L102 228L99 229V228H97V227H95V226H93V225H90ZM215 226H216V225H215ZM247 226H248V225H247ZM12 227H13V226H12ZM23 227H24V226H23ZM29 227H30V226H29ZM29 227H28V228H29ZM43 227H44V226H43ZM19 228H20V225H19ZM19 228H18V229H19ZM21 228H22V226H21ZM21 228H20V229H21ZM26 228H27V227H26ZM33 228H34V227H33ZM44 228H45V227H44ZM66 228H67V227H66ZM69 228H70V227H69ZM215 228H216V227H215ZM10 229H11V228H10ZM10 229H9V230H10ZM16 229H17V228H16ZM35 229H36V228H35ZM74 229H75V231H77V232H78V231H79V232H82V231H81L80 229H78V228H74ZM21 230H22V229H21ZM25 230H26V229H25ZM45 230H46V229H44L43 231H45ZM72 230H73V229H72ZM246 230H247V229H246ZM7 231H8V230H7ZM13 231H14V230H13ZM22 231H24V230H22ZM22 231H20V232H22ZM38 231H40V230H38ZM41 231H42V230H41ZM73 231H74V230H73ZM220 231H222V229H220L219 227H217L213 232H211V231H210V232H203L202 230H192V231L190 232L192 235H190V236H191V238L193 237V240L196 241L197 245H198V242H199V240L197 239V237H200L201 240H202V243H204V244H210V243H221V241L223 242V241H225V240H226V241H227V240H231V241H233V243H235V244H237V245H239V246L241 247V245H242V241H243V239H244L242 233H240V232H235V231H234V232H235V235H234V236H233L232 234L230 235V234H226V233H225L224 236L222 237V236L220 235ZM4 232H5V230H4ZM25 232H26V231L23 232L24 235H25ZM34 232H35V231H34ZM46 232H47V231H46ZM46 232H45V234L47 235ZM6 233H7V232H6ZM36 233H37V231H36ZM82 233H83V232H82ZM82 233H81V234H82ZM256 233H257V232H256ZM13 234H14V233H13ZM17 234H18V233H17ZM21 234H22V233H21ZM21 234H20V237H22ZM38 234H39V233H38ZM77 234H78V233H77ZM83 234H84V233H83ZM85 234H86V233H85ZM118 234H119V233H118ZM5 235H6V234H5ZM10 235H11V234H10ZM42 235H43V234H42ZM0 236H1V235H0ZM25 236H26V235H25ZM39 236H40V235H39ZM9 237H11V236H9ZM15 237H16V236H15ZM23 237H24V236H23ZM23 237H22V238H23ZM27 237H28V236H27ZM40 237H41V236H40ZM18 238H19V237H18ZM25 238H26V237H25ZM41 238H46V237H41ZM13 239H14V236H13ZM28 239H29V238H28ZM126 239H127V238H126ZM24 240H25V239H24ZM26 240H27V239H26ZM46 240H47V239H46ZM120 240H121V239H120ZM16 241H17V240H16ZM20 241H21V239H20ZM47 241H48L49 243H51V241H49V240H47ZM123 241H124V240H123ZM22 242H23V241H22ZM22 242H21L20 247L23 246V245H22ZM33 242H34V240H33V239H30V243L27 241L28 244L23 246V248L26 247L25 249L28 251V252L26 251L27 253L31 252V248H32V245H31V244H32ZM125 242H126V241H125ZM45 243H46V241H45ZM126 243L132 245V243H131L130 241H128V240H127ZM10 244H11V243H10ZM12 244H13V243H12ZM50 245L52 246V244H50ZM50 245H49V246H50ZM184 245H185V244H184ZM14 246H15V245H14ZM14 246H13V247H14ZM16 246H17V245H16ZM16 246H15V248H16ZM47 246H48V245H47ZM51 246H50V248H53V246H52V247H51ZM185 246H187V245H185ZM251 246H252V245H251ZM2 247H5V244H4V246H2ZM64 247H65V246H64ZM64 247H63V248H64ZM167 247H168V246H167ZM18 248H19V245H18ZM23 248H21V250H22ZM50 248H49L48 250H50ZM55 248H56V247H55ZM187 248H188V247H187ZM32 249H33V248H32ZM152 249H153V248H152ZM251 249H252V248H251ZM256 249H257V248H256ZM17 250H19V249H17ZM51 250H52V249H51ZM58 250H59V249H58ZM58 250H57V251H58ZM65 250H66V249H65ZM142 250H143V249H142ZM0 251H1V250H0ZM33 251H34V250H33ZM57 251L55 250V252H57ZM59 251H64V249H63V250H59ZM120 251H121L122 253H124V254L127 256V258L129 259V261H131V262H133V263H138V264H150V263H148L147 261L141 260L140 258H138V257H136V256H134V255H132V254H130V253H128V252H125V251H123V250H120ZM144 251H145V250H144ZM204 251L207 253V252H208V249H207V248H204ZM249 251H250V250H249ZM251 251H252V250H251ZM259 251H260V250H259ZM1 252H2V251H1ZM20 252H22V251H20ZM55 252H54V251L50 252V256H51V258H49V261H50V260H51V262L53 261L54 264H62V262L60 261V258L57 256V254H55ZM146 252H147V251H146ZM27 253H25V254H27ZM31 253H32V252H31ZM33 253H34V252H33ZM33 253H32V254H33ZM48 253H49V252H48ZM57 253H58V252H57ZM59 253H60V252H59ZM101 253H102V251H101ZM101 253H100V254H101ZM147 253H148L149 255H152V256H154V257H156V258L162 260V261H165V258H164V256H163L162 254L159 255L160 257H158L157 255L155 256L154 253H152V252H147ZM206 253H205V254H206ZM248 253H249V252H248ZM254 253H255V252H254ZM261 253H262V252H261ZM261 253H260V254H257V255H260V256H261ZM34 254L36 255V252H35ZM46 254H47V253H46ZM60 254H61V253H60ZM64 254H65V252H64ZM107 254H108V253H107ZM117 254H118V253H117ZM5 255H6V254H5ZM30 255H31V254H30ZM61 255H62V254H61ZM1 256H2V255H1ZM1 256H0V257H1ZM26 256H27V255H26ZM26 256H25V257H26ZM28 256H29V255H28ZM33 256H34V255H33ZM66 256L68 257L67 252H66ZM106 256H107V255H106ZM34 257H35V258H34ZM34 257H33L34 262L32 261L33 264H47V263H48V262H47V263H46V262H43V261L40 259V257H36V256H34ZM64 257H65V256H64ZM115 257H116V256H115ZM118 257H119V256H118ZM249 257H250V255H249ZM261 257H262V256H261ZM2 258H3V257H2ZM7 258H8V257H7ZM14 258H15V257H14ZM27 258H28V257H27ZM69 258H70V257H69ZM69 258H68V259H69ZM122 258H123V257H122ZM122 258H121V260H123ZM263 258H264V257H263ZM15 259H16V258H15ZM31 259H32V255H31ZM31 259H30V261H31ZM66 259H67V258H66ZM99 259H100V258H99ZM113 259H114V258H113ZM9 260H11V259H9ZM12 260H13V259H12ZM18 260H19V259H18ZM26 260H27V259L25 258V261H26ZM46 260H48V259H46ZM109 260H110V259H109ZM174 260H175V259H174ZM250 260H251V258H250ZM250 260H249V261H250ZM263 260H264V259H263ZM15 261H16V260H15ZM67 261H68V260H67ZM88 261H89V259H88ZM88 261H85L84 263H83L82 261H81V262H82L83 264H93V262H91V261L88 262ZM97 261H99V260H97ZM97 261H96V262H97ZM102 261H104V259H103ZM102 261H101V262H102ZM17 262H18V261H17ZM27 262H28V261H27ZM51 262H49V263H51ZM70 262H72V261H70ZM105 262H106V261H105ZM250 262H251V261H250ZM24 263H25V262H24ZM78 263H79V262H78ZM78 263H77V264H78ZM125 263H126V262H125ZM10 264H11V262H10ZM13 264H14V263H13ZM27 264H29V263H27ZM69 264H70V263H69ZM100 264H101V263H100ZM174 264H189V263L186 262V261H183V260H182L180 263H176V262H174Z\"/></svg>",
    "mask_w": 264,
    "mask_h": 264
},
{
    "label": "crops",
    "instance_id": "crops-1",
    "mask_svg": "<svg viewBox=\"0 0 264 264\" xmlns=\"http://www.w3.org/2000/svg\"><path fill=\"white\" fill-rule=\"evenodd\" d=\"M152 132L160 133L165 130V124L155 120L151 125ZM127 130V129H126ZM120 131L117 137V143L121 149L128 143L127 131ZM170 141L168 153L166 155L167 141L157 145V152L160 154V169L162 172V187H156L155 194L151 204L145 208L155 207L157 210L173 212V217L179 215H196L200 213L208 200V195L213 192L212 184L217 178V162L220 153L216 148L207 150L196 138L182 142ZM207 164V166H206ZM124 175L117 173L114 177V187H125L126 181ZM125 194V191L122 195ZM169 212V213H170ZM127 231L135 233V223H127Z\"/></svg>",
    "mask_w": 264,
    "mask_h": 264
},
{
    "label": "water",
    "instance_id": "water-1",
    "mask_svg": "<svg viewBox=\"0 0 264 264\" xmlns=\"http://www.w3.org/2000/svg\"><path fill=\"white\" fill-rule=\"evenodd\" d=\"M52 212H54L55 214L60 215L61 217L65 218V219H68V220H70V221H72V222H76V224H78L79 226L83 227V228L86 229L87 231H89V232H91V233H93V234H96L97 236L103 237V238H105L106 240L110 241L111 243H114V244H116V245H118V246H120V247H123V248L126 247L125 244L119 242L118 240H115V239H113V238H111V237H109V236H107V235H105V234H103V233H100V232H98L97 230H95V229H93V228H91V227H89V226H87V225H85V224H81V223H79V222H77V221H75V220H73V219H71V218H69V217H67V216H64V215H62V214H59V213H57V212H55V211H53V210H52Z\"/></svg>",
    "mask_w": 264,
    "mask_h": 264
}]
</instances>
